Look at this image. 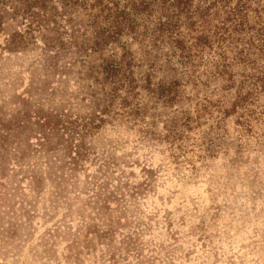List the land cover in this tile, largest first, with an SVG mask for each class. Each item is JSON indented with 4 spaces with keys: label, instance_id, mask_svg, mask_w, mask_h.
Masks as SVG:
<instances>
[{
    "label": "rangeland",
    "instance_id": "obj_1",
    "mask_svg": "<svg viewBox=\"0 0 264 264\" xmlns=\"http://www.w3.org/2000/svg\"><path fill=\"white\" fill-rule=\"evenodd\" d=\"M67 1L0 0V264H264V0Z\"/></svg>",
    "mask_w": 264,
    "mask_h": 264
},
{
    "label": "trees",
    "instance_id": "obj_2",
    "mask_svg": "<svg viewBox=\"0 0 264 264\" xmlns=\"http://www.w3.org/2000/svg\"><path fill=\"white\" fill-rule=\"evenodd\" d=\"M71 1H73V0H68V1H67L68 3L65 2L64 4H66V5L68 4V5H69V4L71 3ZM242 8H244V5H243V4L239 5L237 11L240 12V11L242 10ZM231 11H232V10H231ZM240 19H245L244 15H240Z\"/></svg>",
    "mask_w": 264,
    "mask_h": 264
}]
</instances>
